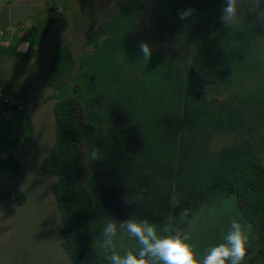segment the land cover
Returning <instances> with one entry per match:
<instances>
[{
	"label": "rangeland",
	"instance_id": "374dc122",
	"mask_svg": "<svg viewBox=\"0 0 264 264\" xmlns=\"http://www.w3.org/2000/svg\"><path fill=\"white\" fill-rule=\"evenodd\" d=\"M19 1L0 2V35H30L54 22L39 63L9 57L0 69L10 85L27 88L21 114L34 129L16 155L23 173L0 172V264H75L62 245L57 177L41 167L56 138L55 106L70 96L102 129L85 149L101 253L105 224L135 215L158 227L174 224L202 260L236 219L249 236L242 264H264L232 172L243 157L264 164V21L254 23L245 10L236 24L224 25V0ZM189 8L195 12L179 19ZM142 41L152 47L148 62L141 61ZM28 134L15 127L8 136ZM93 148L101 159H91ZM19 193L27 197L23 204ZM138 195V203L124 202ZM183 209L188 216H180ZM114 243L121 255L139 249L123 230Z\"/></svg>",
	"mask_w": 264,
	"mask_h": 264
},
{
	"label": "trees",
	"instance_id": "16d2710c",
	"mask_svg": "<svg viewBox=\"0 0 264 264\" xmlns=\"http://www.w3.org/2000/svg\"><path fill=\"white\" fill-rule=\"evenodd\" d=\"M53 22V19H48L34 26L27 51L15 54L23 58L34 56L42 47ZM13 52L15 49L0 48V65L5 56ZM0 90L6 91L1 76ZM55 116V142L41 167L45 173L57 177L53 192L62 215V245L75 264H108L94 243L92 215L95 199L85 184L89 172L86 144L100 136L102 129L86 120L82 102L73 96L57 102ZM27 129L29 134L23 139L0 134V172L9 171L16 176L22 174L16 152L32 139L34 129L31 121ZM232 172L233 192L245 219L255 228L261 241L260 252L264 256V164L243 157L232 164ZM17 196L19 204L27 198L24 193Z\"/></svg>",
	"mask_w": 264,
	"mask_h": 264
},
{
	"label": "clouds",
	"instance_id": "9594fccd",
	"mask_svg": "<svg viewBox=\"0 0 264 264\" xmlns=\"http://www.w3.org/2000/svg\"><path fill=\"white\" fill-rule=\"evenodd\" d=\"M245 5L247 6L245 8ZM254 18L253 22L264 21V0H224L220 20L224 25L236 24L243 12ZM195 9H186L178 13V18L186 20ZM141 61H149L152 57V47L147 42L139 45ZM92 160L102 158L101 150L93 148L90 152ZM142 195L130 200L124 198L127 204L138 203ZM189 214L183 209L181 217ZM118 230H123L139 244L136 252L126 251L123 255L116 251L114 238ZM189 236L174 224L157 226L147 218L133 215L122 222L109 220L103 228V239L99 244L103 258L108 264H242L248 254L249 236L242 224L233 219L230 229L223 242L210 247L202 260L197 259Z\"/></svg>",
	"mask_w": 264,
	"mask_h": 264
},
{
	"label": "crops",
	"instance_id": "0c3cea01",
	"mask_svg": "<svg viewBox=\"0 0 264 264\" xmlns=\"http://www.w3.org/2000/svg\"><path fill=\"white\" fill-rule=\"evenodd\" d=\"M11 1L13 2V7L20 4L19 0H11ZM0 8H1V5H0ZM4 18H5V15H3L2 12L0 11V20L3 21ZM2 33L3 32L1 31L0 34ZM47 36L45 37V39L47 38ZM45 39L43 41L42 47L36 51L34 56L29 57V58H23V57L17 56L15 53L16 52L25 53L27 51L29 47V43H30V35H19L17 31H13V33L10 32L7 35H0V48L15 49V52L11 53L10 55L5 56L4 60L2 61L0 65V69L5 66L4 64L6 63L9 57H17L18 59H21V60H28L29 62H31V64L32 62H36V64L37 62L39 63V56L42 54L40 52L42 51L45 45ZM0 76L4 82L5 90L9 91V93L20 104L23 105L21 101L28 99V91L26 90L27 88L17 86V82H14L10 85L1 74ZM29 121L30 119L27 118L26 116L24 117V115H22L21 112L16 113L10 109H0V134H5L8 136V134L11 133L13 128L15 127H21V128L27 127ZM17 152H16V155H17ZM10 174L14 175L12 172H10Z\"/></svg>",
	"mask_w": 264,
	"mask_h": 264
},
{
	"label": "built area",
	"instance_id": "2783aa9c",
	"mask_svg": "<svg viewBox=\"0 0 264 264\" xmlns=\"http://www.w3.org/2000/svg\"><path fill=\"white\" fill-rule=\"evenodd\" d=\"M2 0H0L1 2ZM10 1V0H6ZM15 109L18 112H23L24 107L7 91L0 90V109Z\"/></svg>",
	"mask_w": 264,
	"mask_h": 264
}]
</instances>
